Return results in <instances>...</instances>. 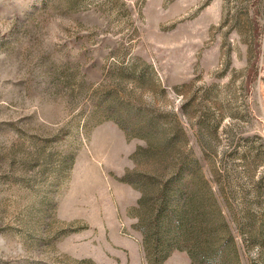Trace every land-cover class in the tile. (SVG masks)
Listing matches in <instances>:
<instances>
[{
  "label": "rangeland",
  "instance_id": "rangeland-1",
  "mask_svg": "<svg viewBox=\"0 0 264 264\" xmlns=\"http://www.w3.org/2000/svg\"><path fill=\"white\" fill-rule=\"evenodd\" d=\"M191 246L264 264V0H0V264Z\"/></svg>",
  "mask_w": 264,
  "mask_h": 264
},
{
  "label": "trees",
  "instance_id": "trees-1",
  "mask_svg": "<svg viewBox=\"0 0 264 264\" xmlns=\"http://www.w3.org/2000/svg\"><path fill=\"white\" fill-rule=\"evenodd\" d=\"M180 193L181 192L171 189L169 191L167 190V192L161 190L156 195L159 203L156 217L157 219H161L160 222L154 221L155 234L158 236L161 229H164L165 232H172L173 236L170 239L172 242H188L192 238L190 233H188L186 228L183 226L186 224L184 221L185 212L182 209L180 210L179 202L175 199V197ZM171 201L174 203L176 202L175 205L171 204ZM161 224L167 225L162 227ZM165 247L166 249H162L161 251L155 253L157 263L161 262L170 253V251L174 249H182V246H177L172 249H170L168 245ZM189 250H191L188 253L192 264H230L229 261H231L228 257V253L222 247L212 248L209 246V248H200L197 250L191 246Z\"/></svg>",
  "mask_w": 264,
  "mask_h": 264
}]
</instances>
